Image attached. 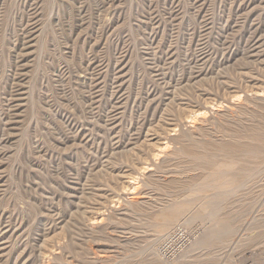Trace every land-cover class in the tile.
I'll return each instance as SVG.
<instances>
[{"label": "rangeland", "instance_id": "obj_1", "mask_svg": "<svg viewBox=\"0 0 264 264\" xmlns=\"http://www.w3.org/2000/svg\"><path fill=\"white\" fill-rule=\"evenodd\" d=\"M0 264H264V0H0Z\"/></svg>", "mask_w": 264, "mask_h": 264}, {"label": "built area", "instance_id": "obj_2", "mask_svg": "<svg viewBox=\"0 0 264 264\" xmlns=\"http://www.w3.org/2000/svg\"><path fill=\"white\" fill-rule=\"evenodd\" d=\"M184 232L182 230H176L172 237L167 238L161 245L157 247V251L159 254L166 255L168 253V247L173 238H183Z\"/></svg>", "mask_w": 264, "mask_h": 264}, {"label": "bare ground", "instance_id": "obj_3", "mask_svg": "<svg viewBox=\"0 0 264 264\" xmlns=\"http://www.w3.org/2000/svg\"><path fill=\"white\" fill-rule=\"evenodd\" d=\"M216 172V171H215ZM217 208V207H216Z\"/></svg>", "mask_w": 264, "mask_h": 264}]
</instances>
